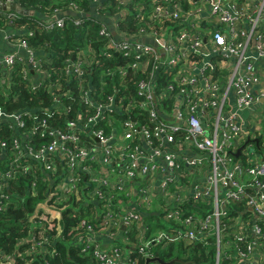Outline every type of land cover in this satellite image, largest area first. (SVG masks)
Here are the masks:
<instances>
[{
  "label": "built area",
  "instance_id": "1",
  "mask_svg": "<svg viewBox=\"0 0 264 264\" xmlns=\"http://www.w3.org/2000/svg\"><path fill=\"white\" fill-rule=\"evenodd\" d=\"M20 16L0 9L6 95L18 66L34 90L53 77L43 61H55L18 36L34 31L13 27ZM39 18L82 28L78 41L87 20L99 24L48 86L69 113L63 87L75 82L87 107L57 129L37 108L0 106V211L11 179L32 176L35 196L47 177V199L26 235L0 246V264H72L70 246L86 263L147 264L179 244L213 249V264H264V0H69ZM74 197L93 208L65 232Z\"/></svg>",
  "mask_w": 264,
  "mask_h": 264
},
{
  "label": "trees",
  "instance_id": "2",
  "mask_svg": "<svg viewBox=\"0 0 264 264\" xmlns=\"http://www.w3.org/2000/svg\"><path fill=\"white\" fill-rule=\"evenodd\" d=\"M67 1L69 0H22L21 5L27 10H34L36 14L33 16H20L19 20H15L13 26L15 29L28 26L34 31V35L20 34L18 36L25 39L34 49L45 52L49 55L48 58H52L55 61V64L48 63L46 60L43 61L45 67L51 71L53 77L48 80H43L42 86L34 90L31 82L23 79L20 74V66H18L10 71L12 88L7 95L5 91L1 89L2 83H0V106L10 111L37 108L41 116L47 118L49 121V127L57 129L65 128V119L68 114L72 113L71 115L75 116L77 109L87 107V105L81 102L77 89L72 88L75 82H71L69 83L71 85L70 90L66 85L63 87L64 92L67 91V94L62 97V102L66 107H73V110L67 113L55 107L54 96L48 87L49 82L54 77H58L54 71L55 67L52 65H63L64 59L70 54L69 51L76 48L77 45L85 44L90 38V31H92V29H98L99 27V24L92 19L87 20L85 23L87 29L83 30V32H87V34L84 35L80 41L77 40L76 34L80 32L82 28L75 26L73 23H68L66 27L58 28L53 31L47 30L46 24L42 23L39 18L40 13L49 15L57 6H63ZM84 4H87V2L85 1ZM86 9L87 11L91 9L90 4L86 6ZM37 14L39 16H37ZM1 23L5 24L4 22ZM93 36L92 38L95 39V33ZM31 126L32 124L28 122V128ZM44 138V142L48 140L47 135ZM31 177L30 175H26L24 177L17 176L11 179L9 184V190L12 192L11 201L3 211H0V246L7 252L14 247L19 237L25 236L28 233V215H31L37 203L47 199L45 196V181L47 177L44 176L43 173L41 174L38 195L35 196L27 189L32 182ZM50 201H54V198H51ZM74 203H77L75 197L68 199L64 205H71ZM75 208H78V211H74ZM92 208V203L88 206H85V204H74L65 208L61 220L63 230L68 232L73 225L76 224L79 218V215L75 214L76 212L83 216L86 215V211L89 212ZM58 247L61 255L56 260H63L69 263L70 261L67 260V248L69 246L59 243ZM69 250L71 258L76 261L71 262L72 264H91L86 263V258L79 254L77 247L70 246ZM214 253L215 251L213 249L207 250L201 244H196L193 247H185L179 244L169 246L167 249L161 251L159 256L164 261L180 259L184 262L192 261L196 264H213ZM139 264H146V262L141 258Z\"/></svg>",
  "mask_w": 264,
  "mask_h": 264
},
{
  "label": "water",
  "instance_id": "3",
  "mask_svg": "<svg viewBox=\"0 0 264 264\" xmlns=\"http://www.w3.org/2000/svg\"><path fill=\"white\" fill-rule=\"evenodd\" d=\"M0 9L16 11L22 15H27V16H33L36 14L34 10H27V9L21 7L20 5L16 4V3L0 5ZM150 262H159L161 264H174V263L182 264V261L180 259H174L171 261H164L160 257L148 259L147 264H149Z\"/></svg>",
  "mask_w": 264,
  "mask_h": 264
},
{
  "label": "rangeland",
  "instance_id": "4",
  "mask_svg": "<svg viewBox=\"0 0 264 264\" xmlns=\"http://www.w3.org/2000/svg\"><path fill=\"white\" fill-rule=\"evenodd\" d=\"M13 199V198H12ZM153 227L156 229L157 228V225L155 224V225H153Z\"/></svg>",
  "mask_w": 264,
  "mask_h": 264
}]
</instances>
